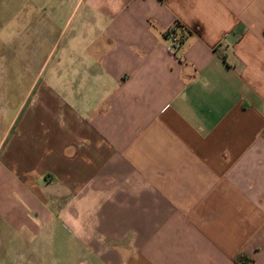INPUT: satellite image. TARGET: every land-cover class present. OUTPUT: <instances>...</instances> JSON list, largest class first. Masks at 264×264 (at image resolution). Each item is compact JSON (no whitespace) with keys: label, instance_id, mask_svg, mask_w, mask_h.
Instances as JSON below:
<instances>
[{"label":"crops","instance_id":"0c3cea01","mask_svg":"<svg viewBox=\"0 0 264 264\" xmlns=\"http://www.w3.org/2000/svg\"><path fill=\"white\" fill-rule=\"evenodd\" d=\"M85 8L12 140L33 221L86 264H264V0Z\"/></svg>","mask_w":264,"mask_h":264},{"label":"rangeland","instance_id":"374dc122","mask_svg":"<svg viewBox=\"0 0 264 264\" xmlns=\"http://www.w3.org/2000/svg\"><path fill=\"white\" fill-rule=\"evenodd\" d=\"M85 6L86 0H0V264L87 263L85 248L78 260L70 230L54 223L39 229L33 221L38 205L30 206L23 185L38 193L42 184L34 165L14 172L11 149L29 113H38L30 108L44 94L43 81L54 77L61 47L84 44Z\"/></svg>","mask_w":264,"mask_h":264},{"label":"built area","instance_id":"2783aa9c","mask_svg":"<svg viewBox=\"0 0 264 264\" xmlns=\"http://www.w3.org/2000/svg\"><path fill=\"white\" fill-rule=\"evenodd\" d=\"M168 36L171 41L170 48L172 50H177L181 44V37L179 35H176L173 30H169Z\"/></svg>","mask_w":264,"mask_h":264},{"label":"trees","instance_id":"16d2710c","mask_svg":"<svg viewBox=\"0 0 264 264\" xmlns=\"http://www.w3.org/2000/svg\"><path fill=\"white\" fill-rule=\"evenodd\" d=\"M237 259H238V261L241 263V261H242V259H243V257H241V254H239V255L237 256Z\"/></svg>","mask_w":264,"mask_h":264}]
</instances>
